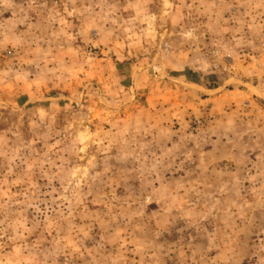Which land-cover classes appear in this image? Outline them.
I'll use <instances>...</instances> for the list:
<instances>
[{
	"label": "rangeland",
	"instance_id": "rangeland-1",
	"mask_svg": "<svg viewBox=\"0 0 264 264\" xmlns=\"http://www.w3.org/2000/svg\"><path fill=\"white\" fill-rule=\"evenodd\" d=\"M0 264H264V0H0Z\"/></svg>",
	"mask_w": 264,
	"mask_h": 264
},
{
	"label": "crops",
	"instance_id": "crops-1",
	"mask_svg": "<svg viewBox=\"0 0 264 264\" xmlns=\"http://www.w3.org/2000/svg\"><path fill=\"white\" fill-rule=\"evenodd\" d=\"M238 96L241 97L242 99L248 98L249 101L251 102L250 96H252V94H250V92L248 94V92H246V91H240V94H238Z\"/></svg>",
	"mask_w": 264,
	"mask_h": 264
}]
</instances>
